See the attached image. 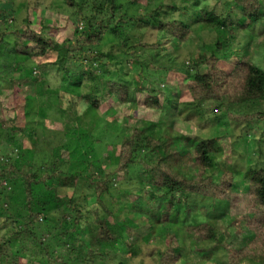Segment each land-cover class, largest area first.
I'll list each match as a JSON object with an SVG mask.
<instances>
[{"label":"trees","instance_id":"trees-1","mask_svg":"<svg viewBox=\"0 0 264 264\" xmlns=\"http://www.w3.org/2000/svg\"><path fill=\"white\" fill-rule=\"evenodd\" d=\"M67 1L74 6L73 0ZM132 2L139 3L143 0H132ZM115 3L116 0H101L99 5L107 4L108 6L109 15L105 19L89 22L85 17L89 23L85 20L84 23H87L92 31L87 39L92 43L88 50L96 58L94 60H91L89 56L85 58L80 53L79 50L83 44L79 39L75 42L68 38L60 40L50 31L44 32L45 27L53 29V25L50 27L41 25V28L35 29L31 20L25 17L21 28L12 31L13 42L8 46L15 59L0 65V89L6 86V82L14 88L16 80L19 84L26 86L32 83L37 84L40 96L47 95L48 99L50 98L51 104L48 108L51 109L53 105H56L59 112L62 99L70 100L73 105L83 101V106L89 105L99 110L106 100L112 97L118 102L128 101L131 89L126 80L104 77L100 72L101 68H93L91 71L81 68L82 59H89L93 64H100L96 62L100 57L106 55L110 59L117 54L114 52L116 47L127 50L126 42L117 43L109 40L112 38L111 32L115 36V33L121 32L124 28L119 22H126L122 16L115 17ZM168 6L174 13L186 15L191 13L186 7L178 8L173 4ZM236 9L242 13L237 24V29L241 32L254 30L255 26L264 19L263 0H233L231 12ZM156 23L165 39L170 40L175 46L182 45L191 29L186 20L179 18L165 16L157 19ZM216 23L222 24L223 20L214 10H206L201 28H212ZM7 34V32L0 33V48L4 46V38ZM100 38L102 41L105 39V42L100 43L104 45V50L101 47V52L94 49L98 44L97 39ZM162 41L163 38H160L157 44L161 45ZM263 43L264 36L256 45V48H260L257 56H255V49L248 56L249 50L240 54V44L235 46L236 63L229 71L222 69L219 65L221 42L217 43L216 49L210 54H199L198 61L203 65V69L189 76L186 81L193 100L197 103L227 100L230 108L264 101V51H261ZM249 46L250 42L246 43L245 49H249ZM51 51L56 52L57 55L52 63L53 66L63 71L58 91L53 93L46 92L42 75L33 72L36 65L33 63L34 67L31 68L26 62L28 59L36 60L45 57ZM230 56H232L231 53L228 57ZM134 60L140 61V58L137 56ZM155 68L160 67L155 65ZM88 88L91 92L84 95L82 92ZM25 99H28V96H25ZM144 103L155 108L162 107L157 95L146 97ZM225 114L228 119L238 124L242 123L247 129L251 125L252 127L262 126L260 137L259 134L257 137L261 142L264 141L263 111L247 114L227 110ZM77 122H80L82 127L79 128L80 140H74V134L77 133L79 126L73 125L71 132V143L75 147V155L81 153V150L85 151L81 147L82 144L94 143L92 131L84 130L81 121ZM25 133V125H15L12 129L6 126L5 122H0V138L9 134L24 136ZM218 137H207L201 134L194 137L176 136L172 132L154 137L147 132V126H133L132 132L125 136L117 147L116 154L105 157L109 162L104 161V164L108 166L104 167L106 171L103 173L104 177L98 178L93 173L89 176L88 188L92 189L94 200L85 205L58 192L59 186L76 187L79 184L78 173L64 171L59 167L63 161V154L74 155V150H70L68 143L53 147L55 159L49 169L40 168L41 172L39 169L24 171L13 162L3 161L0 165V179H2L0 180V199L6 188L2 185V181L8 183L10 178L11 182H20L24 195L23 201L26 203V215L22 216L25 222L20 230L11 233L5 240H0V264H9L10 261L9 251L3 247L13 240L20 241L24 237L29 240V249L24 251L26 255L27 251L30 252L26 259L28 264H129L128 253L133 250V242L130 239L134 231L130 225L118 224L110 220L116 213V203L119 204L124 200L119 198L117 201V197H113L114 187L111 176L115 175V182L125 181L129 172L134 169L137 172L134 176L140 181L139 186L143 191L142 194H137L138 206L141 211L144 208V213L152 215V218H148L149 221H147L151 226V232L156 233L160 225V228H164L165 231L163 240L165 244L159 250L156 264H177L182 259H185L183 264H195V261L187 256L189 254L187 250L191 247L198 255V261L204 263L209 262L215 247L223 252L226 264H264V165H251V162L248 169L243 171L235 168L230 161L222 164L220 159L224 154V148L219 143ZM244 137L254 138L255 134L243 133L235 139L243 143ZM248 143L250 140L244 144L248 145ZM93 150H86L85 154L90 155ZM155 192L158 194H154ZM190 196L201 197L204 198L203 201L210 202L206 208L210 217L211 215L217 217L221 213L228 212L231 216L227 219L226 225L230 232L226 231L227 233L219 235L216 225L209 221L173 224L178 218L175 216L178 213L174 214L175 207L188 201L187 197ZM162 198L163 200H159ZM218 205L219 208H217ZM63 207H72L75 210L70 220H66V213L62 211ZM184 211V216H187L186 214L192 212V208L186 206ZM52 215H55L57 221L62 222L60 223L62 230L50 237V229H48L45 234L47 237L43 236L39 233L41 222L44 221L46 226L50 225L47 219ZM7 222L13 226L15 222L19 223L14 218ZM85 229H88L90 236H85ZM179 230L184 231V237H179ZM70 240L72 244L67 247V241ZM211 242L213 245L208 247L206 244ZM121 245L126 247L120 248ZM78 251L79 255L72 258L71 263H67L66 256ZM14 255L16 259H12V262L18 263L20 254L14 253Z\"/></svg>","mask_w":264,"mask_h":264},{"label":"rangeland","instance_id":"rangeland-1","mask_svg":"<svg viewBox=\"0 0 264 264\" xmlns=\"http://www.w3.org/2000/svg\"><path fill=\"white\" fill-rule=\"evenodd\" d=\"M73 1L74 6H71L67 0H0V33H8L4 38V46L0 48V65L15 59L8 46L13 42L12 31L21 28L25 17L31 20L35 29L41 28V25L47 27L53 25V29L45 27L44 32L50 31L60 40L68 38L75 42L79 39L83 44L79 50L83 57L89 56L91 60L96 59L88 50L92 43L87 37L92 34V31L90 26L84 23V20L85 22L88 20L95 22L105 19L109 15L108 6H106L107 4L99 5L101 0ZM232 1L143 0V2L133 3L132 0H116L115 17L122 16L126 22H119L124 28L121 29V32L115 33V36L110 31L112 38L109 40L117 43L126 42L127 50L116 47L114 52L117 54L110 59L106 55L100 57L96 61L100 64H93L89 59H82L81 68L85 71L101 68L100 72L104 77L126 80L131 89L129 100L118 102L116 98L112 97L106 100L99 110L89 107V105L83 106V101L73 105L70 100L63 101L62 99L59 104L61 109L59 112L56 105H53L51 109L48 108L51 104L50 98L48 99L45 94H41L45 96H40L37 84L32 83L26 86L19 84L16 80V86L12 88L6 82V86H2L0 89V122H5L6 126L12 129L15 125H25L26 133L24 136L9 134L0 138V165L3 161L13 162L21 170L36 171L39 169L41 172L40 168L49 169L55 159L53 147L68 143L70 150H74V155L63 154V161L59 167L64 171L78 173L79 184L76 187L59 186L58 192L60 195L74 198L77 203L82 205L87 202L92 203L94 200L92 198L93 191L88 188L89 176L93 173L98 178L104 177L103 173L106 172L104 167H108L107 164H104L105 160L108 161L105 157L116 154L117 147L122 139L132 132L133 126H147V132L154 137L164 136L167 132H172L176 136L191 135L194 137L197 134L207 137L219 136V143L224 148V154L220 159L222 164L230 161L233 166L235 165V168L243 171L248 169L251 162V165L263 166L264 141L261 142L257 137V134L260 137L262 126L252 127L251 125L247 129L242 123L238 124L228 119L225 113L227 110L247 114L257 111L264 112V101L231 108L227 100L197 103L191 97L186 86L188 77L203 69V65L198 61L199 54H210L216 49L218 42L222 43L219 65L226 71L231 70L236 63L237 56L234 54L236 51L234 47L238 44H240V54L249 50L247 52L249 56L255 49V56H257L260 48H256V45L262 41L264 36V19L255 26L254 30L239 31L237 24L242 13L238 9L231 12ZM171 4L177 5L178 8L186 7L191 13L189 15L174 13L173 9L168 6ZM96 6L100 7L96 9L94 8ZM229 9L230 14H228ZM206 10H214L223 23H216L212 28L202 29L201 24ZM165 16L186 20L190 24L191 29L182 45L171 44L170 40L165 39L162 32L159 31L156 20ZM160 38H163V41L161 45H158L157 42ZM101 42H105V39L104 41L101 38L97 39L98 44L94 47L96 51L101 52V47L104 50V45L102 46ZM248 42H250L249 49H245ZM136 48L138 49L137 53ZM261 49L264 51V43ZM230 53L232 56L228 57ZM56 56V52L51 51L45 57L26 60L31 68L36 65L33 72L42 75V83L46 86V92L50 93L58 91L62 79L63 71L52 64ZM137 56L140 61L134 60ZM155 65L160 68H155ZM90 92L91 90L88 88L82 93L86 95ZM151 95L158 96L162 103L161 108L151 107L144 103L145 98ZM25 96H28V99H25ZM39 106L42 107L39 108ZM33 108L36 110L33 111ZM77 121H81L83 129H90L94 136L93 144L88 142L81 145L80 141V145L85 151L95 150L90 155H86L83 150L75 155L76 150L71 143L72 127L73 125L79 126L77 133L74 134V140H80L79 128H82L80 122ZM243 133H254L255 137H250V139L244 137L243 143H241L235 137H239ZM248 140L250 143L245 145ZM78 163H80L79 166ZM134 173H137L136 169L131 170L127 179L121 182H115V175L111 176L114 187L113 197H117V201L119 198L124 200L119 204L116 203V213L110 220L133 227L134 233L130 239L133 242V250L128 253L129 264H156L159 250L165 244L163 241L165 231L164 228H160V225L157 227L156 233L151 232V226L147 221H149L148 218H152V215L144 213V208L141 211L136 201L137 194H142L143 191L139 186L140 181L136 180ZM9 179L8 183L2 181V185H5L6 188L0 199L1 241L22 228L23 222H25L22 216L26 215V203L23 201L24 195L20 182H11ZM187 198L188 201L175 207L174 214L178 213L175 215L178 218L173 224L209 221L216 225L219 235L227 233L226 231L230 232L226 225L227 219L231 216L228 212L221 213L217 217L212 215L210 217L206 209L210 202L203 201L204 198L196 196ZM159 200H163V198ZM186 206H190L192 212L184 216ZM63 209L62 211L66 213V220H70L74 216L75 210L72 207H63ZM11 218L17 219L19 223L15 222V226H13L7 222ZM47 223L50 225L46 226L44 221L41 222L39 233L43 236L47 237L45 234L48 229H50V237L62 230L60 225L62 222L57 221L55 215L49 216ZM183 235L184 231L179 230V237H184ZM85 236H90L88 229H85ZM71 244V240L67 241L66 246L70 247ZM28 245L29 240H26L25 237L20 241L13 240L5 245L3 249L9 251V264H20V262L28 264L26 259L30 252L27 251V255L24 252L29 249ZM206 245L209 247L213 244L211 242ZM122 247L124 249L126 246L121 245L120 248ZM187 252L189 253L187 256L195 261V264H226L223 252L215 247L212 250L213 256L208 260L209 262L205 263L198 261L199 257L192 247ZM14 253L20 254L17 259L18 263L12 262V259H16ZM77 255H79V251L72 255L68 254L66 256L67 263H71L70 260ZM82 259L80 256V260ZM184 262L185 259H182L177 264Z\"/></svg>","mask_w":264,"mask_h":264}]
</instances>
